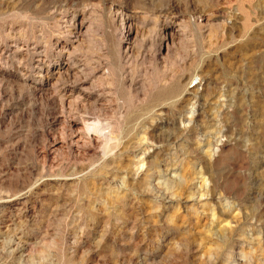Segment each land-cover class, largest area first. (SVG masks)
Returning a JSON list of instances; mask_svg holds the SVG:
<instances>
[{
    "label": "rangeland",
    "instance_id": "rangeland-1",
    "mask_svg": "<svg viewBox=\"0 0 264 264\" xmlns=\"http://www.w3.org/2000/svg\"><path fill=\"white\" fill-rule=\"evenodd\" d=\"M0 264H264V0H0Z\"/></svg>",
    "mask_w": 264,
    "mask_h": 264
},
{
    "label": "bare ground",
    "instance_id": "bare-ground-1",
    "mask_svg": "<svg viewBox=\"0 0 264 264\" xmlns=\"http://www.w3.org/2000/svg\"><path fill=\"white\" fill-rule=\"evenodd\" d=\"M81 24V23H80ZM71 30V29H70ZM81 29L79 28L78 30H73V32H71L72 34H73V37H75V39H76V41H77V39H78V35H79V31H80ZM79 40V39H78ZM92 123V122H91ZM99 124V122H97V121H93V123H92V127L89 129V125H87V127H88V129H89V133L92 135V137L94 138V139H96V138H104V137H110L111 136V129L108 131V132H105L104 131V127H102V126H99L98 125ZM86 128V127H85ZM79 131V130H78ZM86 131V130H85ZM89 134V135H90Z\"/></svg>",
    "mask_w": 264,
    "mask_h": 264
}]
</instances>
